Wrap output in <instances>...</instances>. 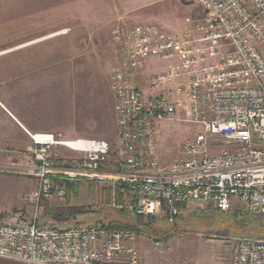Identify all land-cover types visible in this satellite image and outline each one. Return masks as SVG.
I'll return each instance as SVG.
<instances>
[{
  "label": "built area",
  "instance_id": "1",
  "mask_svg": "<svg viewBox=\"0 0 264 264\" xmlns=\"http://www.w3.org/2000/svg\"><path fill=\"white\" fill-rule=\"evenodd\" d=\"M180 1L199 5L203 21L176 34L123 22L112 31L114 151L101 139L31 137L25 174L36 182L26 197L34 219L0 221V259L142 264L132 230L37 223L40 204L65 199L75 182L109 186L113 200L119 195L143 218L171 223L188 209L224 213L236 200L264 223V0ZM174 120L202 132L166 163L155 136L159 123ZM212 139L222 148L215 155L207 146ZM229 264H264V239H237Z\"/></svg>",
  "mask_w": 264,
  "mask_h": 264
},
{
  "label": "rangeland",
  "instance_id": "2",
  "mask_svg": "<svg viewBox=\"0 0 264 264\" xmlns=\"http://www.w3.org/2000/svg\"><path fill=\"white\" fill-rule=\"evenodd\" d=\"M112 2L0 0V221L34 219V206L26 199L36 186L25 174L32 160L30 134L101 139L115 150L111 32L119 18ZM145 3L136 20L145 19L166 34L194 28L206 15L199 5L180 0ZM201 132L199 125L183 121L159 123L160 160L170 162L182 144ZM218 144L208 141L210 155L222 149ZM58 154L75 157L63 149ZM72 185L65 199L40 204L37 223L66 228L134 221L126 200H113L109 186ZM158 219L133 243L142 264H229L237 239H264V223L236 200L224 213L188 209L174 224Z\"/></svg>",
  "mask_w": 264,
  "mask_h": 264
},
{
  "label": "crops",
  "instance_id": "3",
  "mask_svg": "<svg viewBox=\"0 0 264 264\" xmlns=\"http://www.w3.org/2000/svg\"><path fill=\"white\" fill-rule=\"evenodd\" d=\"M112 1L113 2H112L111 6L115 9H117L116 16H118V18H119L118 23L123 22V23H126L128 25L147 24L146 23L147 21H144L145 19H141V21L136 20V18H138V17H136V16H138L137 14L143 10H146V8L144 7L146 5V3H145L146 0H112ZM111 44H112V32H111ZM112 101H113V98H112ZM115 132H116V129H115ZM34 134H36V133H34ZM50 134H53V133H50ZM68 139H74V138H68ZM35 188H36V186H35ZM43 203H45V202H43Z\"/></svg>",
  "mask_w": 264,
  "mask_h": 264
},
{
  "label": "trees",
  "instance_id": "4",
  "mask_svg": "<svg viewBox=\"0 0 264 264\" xmlns=\"http://www.w3.org/2000/svg\"><path fill=\"white\" fill-rule=\"evenodd\" d=\"M73 187L72 183L67 184V192L69 190H71ZM117 202L120 204V196H117ZM123 213L125 214H129L127 211H125V209L121 210ZM81 212H75L73 215L76 214H80ZM134 217V221L131 223H118L117 222H110L108 223L107 227L109 229H119V230H132L135 233L140 232V230L142 229H150L151 225H153L154 222H156V220L158 218L155 217H148V218H143L141 216H136V215H132ZM159 220V219H158ZM165 221V223H169L166 219H163ZM176 220H174L175 222ZM173 222V224H174ZM162 241V240H161ZM0 264H22V263H16V262H12V261H7V260H2L0 259Z\"/></svg>",
  "mask_w": 264,
  "mask_h": 264
},
{
  "label": "bare ground",
  "instance_id": "5",
  "mask_svg": "<svg viewBox=\"0 0 264 264\" xmlns=\"http://www.w3.org/2000/svg\"><path fill=\"white\" fill-rule=\"evenodd\" d=\"M41 134H42V133L30 134V136H31V137H35V136H36L35 138H36V139H39V138L37 137V135H41Z\"/></svg>",
  "mask_w": 264,
  "mask_h": 264
}]
</instances>
